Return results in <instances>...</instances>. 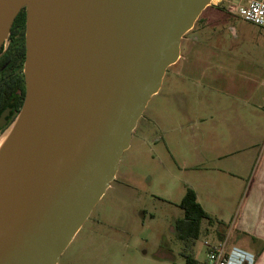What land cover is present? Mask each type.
<instances>
[{
    "label": "water",
    "instance_id": "1",
    "mask_svg": "<svg viewBox=\"0 0 264 264\" xmlns=\"http://www.w3.org/2000/svg\"><path fill=\"white\" fill-rule=\"evenodd\" d=\"M212 1L0 0V51L26 10V94L0 157V264L60 263Z\"/></svg>",
    "mask_w": 264,
    "mask_h": 264
},
{
    "label": "rangeland",
    "instance_id": "2",
    "mask_svg": "<svg viewBox=\"0 0 264 264\" xmlns=\"http://www.w3.org/2000/svg\"><path fill=\"white\" fill-rule=\"evenodd\" d=\"M215 3L212 1L183 38L181 56L189 53L188 58L168 69L161 96L153 97L146 119H140L131 146L121 159L120 181L112 184L95 207L59 264H187L184 251L194 256L198 264H206V243L214 245L211 229L215 231L218 225L205 221L196 240L185 243L178 238L176 222L183 218L178 207L183 183L163 185L162 164L150 150L154 146L149 142L144 147L143 143L145 138L154 137V117L160 109L168 106L169 113L177 114L174 102L186 100L179 93L195 100L197 88L183 86L180 80L189 73L187 70L203 67L197 57L218 54L215 59L220 64L215 67L235 69L242 86H257L264 96V28L232 17L223 5L217 7ZM172 102L173 109L169 105ZM19 113L18 109L13 112L0 136L11 131ZM142 153H147L148 158H143ZM167 160L170 163L168 157Z\"/></svg>",
    "mask_w": 264,
    "mask_h": 264
},
{
    "label": "crops",
    "instance_id": "3",
    "mask_svg": "<svg viewBox=\"0 0 264 264\" xmlns=\"http://www.w3.org/2000/svg\"><path fill=\"white\" fill-rule=\"evenodd\" d=\"M188 55L183 53L176 64ZM217 55L197 57L203 67L187 70L180 80L183 86L197 88L195 100L179 93L186 100L174 102L177 114L169 113L168 106L160 109L154 117L155 135L145 138L143 144L147 147L152 142L154 146L150 150L162 164L163 185L182 181L184 193L179 203L188 189L196 193L204 211L218 225L210 231L215 246L227 241L254 253L256 264H264V96L257 86H242L235 69L215 67L220 64ZM167 78L168 73L154 97L161 96ZM191 80L200 84L188 82ZM174 104L169 103L171 109ZM116 181H120V169Z\"/></svg>",
    "mask_w": 264,
    "mask_h": 264
},
{
    "label": "trees",
    "instance_id": "4",
    "mask_svg": "<svg viewBox=\"0 0 264 264\" xmlns=\"http://www.w3.org/2000/svg\"><path fill=\"white\" fill-rule=\"evenodd\" d=\"M25 25L26 10L22 9L11 30L9 40L12 41V44L10 45V50L0 58V69L7 65L9 67L8 71H13L6 75L4 83L0 86L1 98H4L8 92L15 90H21L22 99L25 98L26 88L23 74L26 55L24 42ZM23 100L20 102V107L23 105ZM178 207L183 211V218L176 222L177 235L185 243L194 241L199 237L203 231V223L205 221L209 225L216 224L212 217L204 211L193 190L188 189L186 191ZM182 256L187 264H196L186 251L183 252Z\"/></svg>",
    "mask_w": 264,
    "mask_h": 264
},
{
    "label": "built area",
    "instance_id": "5",
    "mask_svg": "<svg viewBox=\"0 0 264 264\" xmlns=\"http://www.w3.org/2000/svg\"><path fill=\"white\" fill-rule=\"evenodd\" d=\"M214 1V0H213ZM215 6L223 5L229 15L257 27L264 28V0H215ZM227 242L207 246L206 264H256L257 256Z\"/></svg>",
    "mask_w": 264,
    "mask_h": 264
},
{
    "label": "flooded vegetation",
    "instance_id": "6",
    "mask_svg": "<svg viewBox=\"0 0 264 264\" xmlns=\"http://www.w3.org/2000/svg\"><path fill=\"white\" fill-rule=\"evenodd\" d=\"M8 41L9 43L8 44L6 43L4 47L2 48V50L0 51V58L3 55L7 54L8 51L10 50V45L12 44V41L11 40H8ZM24 42H25V49H26V25H25V30H24ZM8 69L9 67L7 65H5L3 68L0 69V86H2V84L4 83L6 75L13 72L12 70L8 71ZM23 71H24V68H23ZM23 99H22L21 90H15V91L8 92V94H6L4 98H1V92H0V119L2 118L3 114L7 110H9V115L5 118L3 127L0 128V133L3 132L4 129L7 127L9 119L11 115L13 114V112H15L16 109H18V111H21L23 105L20 107V102ZM23 103H24V100H23Z\"/></svg>",
    "mask_w": 264,
    "mask_h": 264
},
{
    "label": "bare ground",
    "instance_id": "7",
    "mask_svg": "<svg viewBox=\"0 0 264 264\" xmlns=\"http://www.w3.org/2000/svg\"><path fill=\"white\" fill-rule=\"evenodd\" d=\"M9 135H10V130H7V131H5V133L2 136H0V157H1V154L3 151V148L6 144V141L9 138Z\"/></svg>",
    "mask_w": 264,
    "mask_h": 264
}]
</instances>
